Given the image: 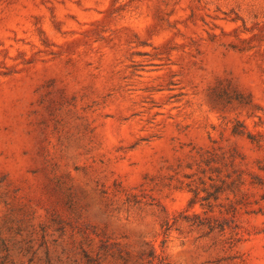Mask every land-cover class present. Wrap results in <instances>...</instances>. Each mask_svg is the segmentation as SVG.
I'll return each mask as SVG.
<instances>
[{"label": "rangeland", "instance_id": "374dc122", "mask_svg": "<svg viewBox=\"0 0 264 264\" xmlns=\"http://www.w3.org/2000/svg\"><path fill=\"white\" fill-rule=\"evenodd\" d=\"M149 263L264 264V0H0V264Z\"/></svg>", "mask_w": 264, "mask_h": 264}, {"label": "trees", "instance_id": "16d2710c", "mask_svg": "<svg viewBox=\"0 0 264 264\" xmlns=\"http://www.w3.org/2000/svg\"><path fill=\"white\" fill-rule=\"evenodd\" d=\"M194 204V202L192 201V202H190V205H189V207H191L192 205ZM150 264V263H149Z\"/></svg>", "mask_w": 264, "mask_h": 264}]
</instances>
